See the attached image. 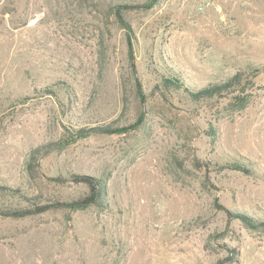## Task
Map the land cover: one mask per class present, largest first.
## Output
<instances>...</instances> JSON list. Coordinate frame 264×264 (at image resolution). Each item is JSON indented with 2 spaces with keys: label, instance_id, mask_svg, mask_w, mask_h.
Segmentation results:
<instances>
[{
  "label": "rangeland",
  "instance_id": "obj_1",
  "mask_svg": "<svg viewBox=\"0 0 264 264\" xmlns=\"http://www.w3.org/2000/svg\"><path fill=\"white\" fill-rule=\"evenodd\" d=\"M237 72L241 110L163 87ZM77 175L101 204L0 216V264H264V231L227 213L264 221V0H0V186L28 197L0 204L85 197Z\"/></svg>",
  "mask_w": 264,
  "mask_h": 264
},
{
  "label": "trees",
  "instance_id": "obj_2",
  "mask_svg": "<svg viewBox=\"0 0 264 264\" xmlns=\"http://www.w3.org/2000/svg\"><path fill=\"white\" fill-rule=\"evenodd\" d=\"M124 6H114L112 9L115 10L114 15L117 19V22L120 26L125 30L126 36V45H127V58L133 74L136 72L135 62H134V52H133V40H132V31L130 25L123 19L122 11ZM242 72H237L234 75L228 77L225 80L217 81L214 83H210L207 86L200 89H190L185 87L182 81L177 77H170L163 79V87L166 90L172 91H181L184 93L189 100L192 102H204L211 100H227L228 106L232 109H243L247 106L249 102L250 93H248L249 87L243 83ZM248 81V85H249ZM136 90L137 95L140 98V101H144V93L142 92L141 84L137 80L136 81ZM144 123V115L141 113L136 122L131 125L135 128L141 126ZM130 127L126 128H115L111 129L109 126L107 127H99L94 129L95 132L101 133H122L124 131L129 130ZM50 145V144H49ZM48 144H41L37 147L33 148L30 151V159L29 162L34 164L36 160L41 157L44 153L47 152ZM29 163V164H30ZM229 168L235 170H245L244 167L240 163L229 164ZM73 182L82 183L89 188V193L85 197L78 198L73 201H56L53 203H46L38 205L36 203H30L26 207L19 206H11L0 204V216L7 218H24L31 215L42 214L51 209H84L90 206H99L101 204V199L103 197L104 192V181L101 178L93 177L89 175H77L72 177ZM0 194L5 198H10L16 201H25L28 202V197L21 192L19 189L8 187V186H0ZM228 215L232 218L239 219L240 222L250 230L264 231V221L255 220L245 214H235L227 211ZM230 259L234 258L233 255H237L235 250L228 249ZM229 261L225 259H220L216 261L215 264H230Z\"/></svg>",
  "mask_w": 264,
  "mask_h": 264
}]
</instances>
